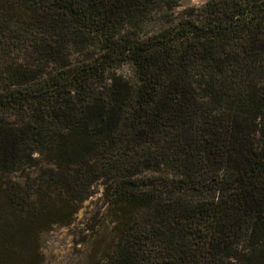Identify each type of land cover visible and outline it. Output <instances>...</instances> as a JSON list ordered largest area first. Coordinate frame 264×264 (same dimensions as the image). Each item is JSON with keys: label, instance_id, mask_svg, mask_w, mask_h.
I'll use <instances>...</instances> for the list:
<instances>
[{"label": "trees", "instance_id": "trees-1", "mask_svg": "<svg viewBox=\"0 0 264 264\" xmlns=\"http://www.w3.org/2000/svg\"><path fill=\"white\" fill-rule=\"evenodd\" d=\"M178 1L0 0V264L95 184L104 264H264V0Z\"/></svg>", "mask_w": 264, "mask_h": 264}, {"label": "rangeland", "instance_id": "rangeland-1", "mask_svg": "<svg viewBox=\"0 0 264 264\" xmlns=\"http://www.w3.org/2000/svg\"><path fill=\"white\" fill-rule=\"evenodd\" d=\"M205 1L179 0L172 15L179 17L184 10L201 7ZM128 72L123 68L120 73ZM92 189L93 194L82 202L70 224H54L42 234V264H104L113 238L112 220L106 211L102 185L95 184Z\"/></svg>", "mask_w": 264, "mask_h": 264}]
</instances>
